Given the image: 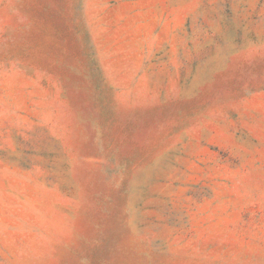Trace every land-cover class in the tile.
I'll return each instance as SVG.
<instances>
[{"label": "rangeland", "instance_id": "rangeland-1", "mask_svg": "<svg viewBox=\"0 0 264 264\" xmlns=\"http://www.w3.org/2000/svg\"><path fill=\"white\" fill-rule=\"evenodd\" d=\"M0 264H264V0H0Z\"/></svg>", "mask_w": 264, "mask_h": 264}]
</instances>
